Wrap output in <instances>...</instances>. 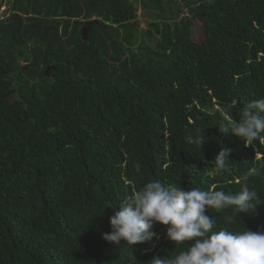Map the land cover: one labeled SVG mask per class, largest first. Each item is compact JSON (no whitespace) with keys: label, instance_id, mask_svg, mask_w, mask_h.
<instances>
[{"label":"trees","instance_id":"1","mask_svg":"<svg viewBox=\"0 0 264 264\" xmlns=\"http://www.w3.org/2000/svg\"><path fill=\"white\" fill-rule=\"evenodd\" d=\"M8 1L0 0V264H151L178 254L188 242L174 244L158 222L159 239H103L118 203L149 180L235 194L252 173L254 209L209 215L218 228L264 230V134L246 145L220 131L264 96V0ZM141 11L153 17L145 30Z\"/></svg>","mask_w":264,"mask_h":264},{"label":"clouds","instance_id":"2","mask_svg":"<svg viewBox=\"0 0 264 264\" xmlns=\"http://www.w3.org/2000/svg\"><path fill=\"white\" fill-rule=\"evenodd\" d=\"M229 130L246 145L257 141L264 134V96L245 103L238 119L221 125V133ZM230 151L225 147L215 156L218 175L227 169ZM251 175H245L235 194L149 180L118 203L109 217L111 231L103 233V239L115 245L124 240L131 246L159 239L154 231L158 222L168 226L167 239L174 244L188 242V247L174 256L155 257L151 264H264V230L218 228L209 215V209L232 208L236 215L254 209L261 197L247 182Z\"/></svg>","mask_w":264,"mask_h":264},{"label":"rangeland","instance_id":"3","mask_svg":"<svg viewBox=\"0 0 264 264\" xmlns=\"http://www.w3.org/2000/svg\"><path fill=\"white\" fill-rule=\"evenodd\" d=\"M177 1H181L182 2V0H177ZM4 7H5V9H4V11H5L9 7V5L6 4V5H4ZM142 11L145 12V13L148 12V11H145V10H142ZM142 11L139 13V17H138L137 20L139 22L138 23L139 24V28L142 29V30H145V29H147L149 27V24L153 21V17L151 16L152 14L144 15ZM181 15H185V13L183 12ZM199 24H200V22L195 23L193 25V30H194L193 37L195 39H198L199 36L201 35V28H200Z\"/></svg>","mask_w":264,"mask_h":264},{"label":"water","instance_id":"4","mask_svg":"<svg viewBox=\"0 0 264 264\" xmlns=\"http://www.w3.org/2000/svg\"><path fill=\"white\" fill-rule=\"evenodd\" d=\"M95 22H99V19H96V18H95V19H93V20L87 22V23L84 25V27L82 28V36L84 37V39H87V38H88L89 32H90L91 29H92V25H93V23H95ZM49 27L51 28V34L54 35V31H55V29H54V27H53V19L50 20V25H49Z\"/></svg>","mask_w":264,"mask_h":264},{"label":"flooded vegetation","instance_id":"5","mask_svg":"<svg viewBox=\"0 0 264 264\" xmlns=\"http://www.w3.org/2000/svg\"><path fill=\"white\" fill-rule=\"evenodd\" d=\"M2 8H5V7L3 6ZM83 27H84V25H83ZM83 27H82V28H83Z\"/></svg>","mask_w":264,"mask_h":264}]
</instances>
